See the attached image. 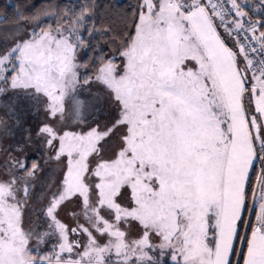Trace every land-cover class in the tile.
I'll use <instances>...</instances> for the list:
<instances>
[{"label":"snow or ice","instance_id":"obj_1","mask_svg":"<svg viewBox=\"0 0 264 264\" xmlns=\"http://www.w3.org/2000/svg\"><path fill=\"white\" fill-rule=\"evenodd\" d=\"M0 264H264V0H0Z\"/></svg>","mask_w":264,"mask_h":264}]
</instances>
